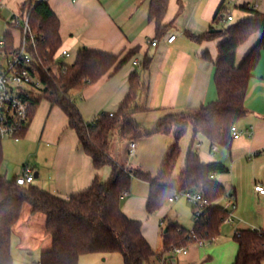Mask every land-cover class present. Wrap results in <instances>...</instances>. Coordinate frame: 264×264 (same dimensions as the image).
I'll return each mask as SVG.
<instances>
[{
    "label": "trees",
    "instance_id": "16d2710c",
    "mask_svg": "<svg viewBox=\"0 0 264 264\" xmlns=\"http://www.w3.org/2000/svg\"><path fill=\"white\" fill-rule=\"evenodd\" d=\"M169 0H151L149 18L156 22V38H161L166 30L164 16ZM29 7V21L35 32L43 35L35 52L38 74L44 87L32 99L29 125L21 132L24 137L42 100L61 108L69 119V126L79 137L80 144L94 162L95 177L89 188L60 196L34 183L19 184L16 177L9 179L1 172L5 152L0 136V264H15L12 253L14 227L21 218L25 204L29 203L32 213L46 215L45 233L51 237L52 247L42 252L41 264H78L83 254L90 252H114L123 255L124 264H170L174 247L189 246L196 240L192 232L205 241H210L220 232L225 218L231 213L217 203L228 191L217 178L218 173H226L228 167L221 161L205 163L195 150L197 137L204 135L212 143L230 148L234 140L232 128L247 114L246 96L254 70L264 49V12L247 4L242 8L248 15L229 23L218 32L190 34L198 41L225 35L227 38L219 46L215 61V83L218 98L207 104L181 112H171L160 117L152 128L143 127L136 114L145 111V106L137 103L143 82L140 72L135 71L129 80V90L119 108L101 112L91 122H87L74 99L73 92L99 81L104 75L114 74L136 54L131 49L125 55L83 47L72 63L61 57L63 50L60 35V19L48 0H28L22 11ZM222 5L215 19L222 22ZM227 14V13H226ZM254 33H259L257 43L248 51L241 62H237V52ZM22 42V31L21 39ZM0 54H10L18 46L14 37L7 33L1 43ZM204 56L212 60L210 52ZM151 57L142 64L148 70ZM118 129L124 139L136 141L142 137L157 134H173L157 174L152 175L140 168L117 162L109 152L111 136ZM193 130V140L186 155L184 166L175 173L181 155V140ZM112 168L111 178L101 179L99 171ZM134 178L150 185L146 205L149 214L162 208L171 196L179 192H200L211 203L202 209L200 219L192 229L177 222H169L162 229L164 247L154 249L142 230V221L128 216L122 209V199L131 191ZM195 215V214H194ZM239 245L233 264H264V228H242L235 234ZM203 264V263H198Z\"/></svg>",
    "mask_w": 264,
    "mask_h": 264
},
{
    "label": "crops",
    "instance_id": "0c3cea01",
    "mask_svg": "<svg viewBox=\"0 0 264 264\" xmlns=\"http://www.w3.org/2000/svg\"><path fill=\"white\" fill-rule=\"evenodd\" d=\"M27 1H0L1 43L6 34L11 33L15 45H19L21 29L12 26L10 20L14 15L23 13L22 8ZM254 1L169 0L163 21L167 26L165 33L159 38L158 44L153 46L149 41L156 38L157 29L156 22L149 18L151 0H48L60 19L63 49L79 52L81 48L88 47L117 55H125L131 49H137L134 57L120 70L114 74L108 73L96 83L73 92L84 119L91 122L101 112L116 111L129 90V80L135 71L140 72L144 84L137 103L145 106L146 109L139 113H157L159 119L168 111L181 112L216 100L218 91L214 79L215 61L219 55L218 46L227 36L218 35L198 41L190 34H206L217 29L215 25L218 22L215 17L222 5L226 9L224 14H231L228 10L233 4L237 7L245 4L250 7L256 6V9L264 12V0H257L252 4ZM247 15L248 13L243 17ZM171 35H176V38L169 42L168 37ZM259 38L260 34L254 33L239 47L238 63ZM206 52H210L212 60L204 56ZM147 56L151 57V64L148 70H143L142 64ZM49 104L51 105L49 113L46 112L45 107L39 112L38 107L24 137L19 140L5 138L7 141L4 143L5 158L1 172L12 179L22 175L24 167L30 165L35 169L34 184L67 197L89 188L96 170L93 159L83 150L76 131L69 126L66 113L58 106H52L50 102ZM246 107L247 114L236 123L241 135L234 138L231 147L226 150L227 153L218 157L220 146L212 143L202 134L197 137V145L200 147L201 139L205 140L206 144L197 152L205 163L221 161L228 167L226 173H218L216 178L225 185L228 194L236 203L233 220L236 216H240L243 221L257 228L261 224L264 225V208L252 207L253 218L249 217L246 208L243 211V208L239 207L237 193L247 186L253 198L264 199V195L254 189L256 182H264V49L250 80ZM187 134L188 136L191 134L190 149L194 137L193 130L190 129ZM157 135L160 137L162 134ZM167 135L171 136V139L165 145L164 153L159 157L160 162L173 141V134ZM130 142L126 140L124 143L122 147L124 156H121L116 154L111 139L110 155L122 164H125L122 160L127 162L130 157L138 156L142 149L140 144L136 140L137 151L135 155H131ZM215 145L218 147L216 151L213 150ZM99 175L102 180H109L112 168L103 167ZM141 183L149 185L144 180L134 178V189L140 188ZM149 193L150 191H145L143 186V192L138 198L126 195L125 199H122L123 211L132 218L141 219L136 214L137 212L140 214L144 206L146 207ZM133 200L138 202L133 204ZM220 200H218L219 204L222 205ZM226 200L228 205L227 197ZM174 202L175 200L171 203ZM26 211L27 222L32 220L41 222L45 229V214L32 213L31 207H27ZM236 211H238L237 215H235ZM20 221L21 218L14 230ZM228 223L225 224V221L222 223L220 232L214 240L207 241L204 245L192 243L187 246L186 253L177 254V258L174 255L176 264H233L239 250L235 234L243 227L240 221ZM158 229L160 224L157 226ZM142 230L156 249V241L144 224ZM51 247L52 240H48L43 251ZM23 248L29 250L26 245Z\"/></svg>",
    "mask_w": 264,
    "mask_h": 264
},
{
    "label": "rangeland",
    "instance_id": "374dc122",
    "mask_svg": "<svg viewBox=\"0 0 264 264\" xmlns=\"http://www.w3.org/2000/svg\"><path fill=\"white\" fill-rule=\"evenodd\" d=\"M233 1V0H231ZM257 0H255L252 4L256 3ZM259 2V1H258ZM228 13H231L233 15V19L230 22H218L215 25V28L217 29H224L229 23L236 22L239 19L243 17V15H246L248 11L242 7H237L234 4L230 6V10H228ZM0 48H1V42H0ZM78 52L70 50V56L62 58L67 63H72L77 55ZM77 101V100H76ZM46 109V112L49 113L51 110V105L48 101L44 100L40 106H39V112L44 109ZM48 108V110H47ZM171 112L168 111L165 115L170 114ZM97 117V116H96ZM136 118L138 122L146 128H152L155 125V122L158 119L157 113H151V114H144L139 113L136 115ZM159 135L153 136V137H142L139 138L137 141L140 144L141 151L139 152L138 156L136 157H130L127 162L123 161L125 164L128 163V166H133L135 168H139L142 170H146V172L151 173L152 175L157 174L161 162L159 160V157L161 153H164L163 150L165 149V145L168 144V142L171 139V136H168L167 134H162L160 137H157ZM190 136L186 134L182 140H181V155L178 160V164L175 170V173H179L180 169L184 166L186 153L189 149L190 144ZM8 137L3 138V145L7 141ZM122 138V139H121ZM151 138H157V139H151ZM112 143L114 150L116 151V154H120L121 156H124L123 152V145L126 143V140L119 134L118 129H116L112 136ZM130 141V140H128ZM200 147L196 144L195 150L200 151L203 149V145H205V140L201 139ZM227 148L220 146L219 152H217L218 157H221L224 153H227ZM14 158V156H13ZM219 159V158H218ZM15 166V165H14ZM13 177V176H12ZM134 182V179H133ZM132 182L131 191L128 194V196H136L137 198L142 194L143 192V186L145 187V191H150V185H147L146 183H141L142 185L140 188L135 187ZM238 205L239 207L244 209L246 208V211L248 212L249 217L253 218V210L252 207L257 208H264V199L258 200L256 198H253L251 195V190L248 189L247 186H245L241 191H238ZM126 195L123 197L125 199ZM222 198V199H221ZM219 200L222 203V206L227 208L229 211L231 210L229 206L227 205L226 197H221ZM133 204H136L138 201L133 200ZM219 203V201H217ZM242 204V205H241ZM31 207L29 203L25 204L24 211L21 216V221L19 222L18 226L14 230V236L12 240V251H13V257L15 264H31L33 261L40 262L41 261V255L43 250L45 249L48 240H51V237L45 233L44 224L41 222L32 220L27 222V214H26V208ZM196 210V206L192 204L190 201H187V198L184 195H181L179 199H176L174 203H171V201H167V203L157 210L156 212L149 214L146 207L144 206L143 211L136 215H139L142 221V224H144L148 231L153 235V239L156 241L155 247L157 250H162L164 247L163 244V238H162V229L167 226L169 222H177L181 225H183L187 229H192L196 223V217L194 215V212ZM245 211V212H246ZM252 211V212H251ZM264 212V211H263ZM238 211H236L237 215ZM46 216V215H45ZM235 220L230 221V223H234L235 221H240L242 224L241 226L243 228H256L253 224H248V222L243 221L240 216H236L234 218ZM163 220V222H162ZM22 222V223H21ZM25 224V225H24ZM160 224V229L157 230V226ZM225 224H229L228 222H225ZM261 227H264L263 224L258 226L257 228L260 229ZM26 245L29 250H26L23 248V246ZM176 257V255H175ZM177 258V257H176ZM78 264H124V258L123 255L118 252H90L83 254Z\"/></svg>",
    "mask_w": 264,
    "mask_h": 264
},
{
    "label": "built area",
    "instance_id": "2783aa9c",
    "mask_svg": "<svg viewBox=\"0 0 264 264\" xmlns=\"http://www.w3.org/2000/svg\"><path fill=\"white\" fill-rule=\"evenodd\" d=\"M1 2L3 0H0ZM253 8H256L253 7ZM30 8L27 7L22 14L14 15L10 22L12 26L20 28L22 31V42L18 48L10 54H0V136L2 138L8 137L16 140L21 139L20 134L29 125L32 99L34 94L44 87V83L39 76L37 64L38 61L35 52L38 43L43 39V35L35 32L29 21ZM233 19L231 14H223L222 22H230ZM176 35L168 37V41L172 42ZM159 42L158 38H153L149 43L153 46ZM70 56L67 49H63L61 57ZM113 114V112H110ZM234 138H238L241 132L234 126L232 128ZM218 149L217 145L213 150ZM137 151L136 141L130 142V154L135 155ZM35 178V169L27 165L24 167V173L16 177L19 184L25 185L33 183ZM254 189L257 193L264 195V182H256ZM181 195L196 206L194 212L195 217L200 219L201 212L204 207L210 205V201L205 198L200 192H179L171 196L169 200L172 202ZM228 198V206L231 213L225 218V222L233 221V211L236 209V203L231 195H225ZM191 236L195 238L196 242L204 245L207 241L200 239L192 232ZM215 237L211 238V241ZM187 246L174 247L173 255L186 253ZM166 257L161 258V263L164 264ZM170 264H176V260L171 258ZM31 264H41V262H32Z\"/></svg>",
    "mask_w": 264,
    "mask_h": 264
},
{
    "label": "water",
    "instance_id": "95a60500",
    "mask_svg": "<svg viewBox=\"0 0 264 264\" xmlns=\"http://www.w3.org/2000/svg\"><path fill=\"white\" fill-rule=\"evenodd\" d=\"M215 31H220L219 29H213L211 30V32H215Z\"/></svg>",
    "mask_w": 264,
    "mask_h": 264
}]
</instances>
